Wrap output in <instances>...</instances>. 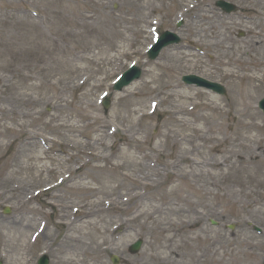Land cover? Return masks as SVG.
<instances>
[{
    "label": "rangeland",
    "instance_id": "1",
    "mask_svg": "<svg viewBox=\"0 0 264 264\" xmlns=\"http://www.w3.org/2000/svg\"><path fill=\"white\" fill-rule=\"evenodd\" d=\"M231 1L238 5L237 14L219 12L214 0H0V264H14L10 247L4 248L8 256L3 255L1 237L13 236L18 220L36 216L45 223L47 242L55 245L66 234V227L58 224L55 195L76 207L95 204L124 173L130 174L128 186L135 184L133 179L141 180L140 165L159 180L140 189L152 197L144 201L145 207L151 211L168 204L154 216L156 221L140 219L149 235L136 229L126 238L123 249L137 256L135 264H263L264 132L234 135L226 126L224 132L211 131L203 121L192 120L199 113L212 116L217 124L216 111L206 105L210 96L226 105L234 95L240 102L221 121L232 114L239 118L247 105L258 112L256 122L264 119L257 107L264 81L256 82L261 89L253 97L243 98L246 80L240 77L247 66L264 63V0ZM186 4L195 7L181 15ZM133 8L143 14L137 16ZM196 16L201 18L198 24ZM151 20L159 21L156 29L146 24ZM190 28L206 35L215 32L226 41L199 49L191 46ZM165 29L176 32L180 42L148 60L145 49L157 31ZM133 61L142 69L140 78L113 91L112 80ZM226 61L235 63L230 66L235 74H226L221 65ZM146 69L162 73V79L149 81ZM187 73L222 84L226 94L184 84L181 76ZM168 82L180 84L181 92L198 94L191 101L178 99L170 94ZM106 90L108 109L100 104ZM150 100L159 102L152 114ZM193 105L190 114L175 115L184 118L185 125L168 115L172 107ZM192 126L201 130L194 150ZM225 134L231 138L223 142ZM124 152L132 155L133 163L115 167L122 164ZM209 160L220 164L208 165ZM62 177L57 187L43 191ZM79 182L90 189H79ZM21 188L29 196L18 194ZM127 206L111 204L100 217L105 222L124 219L121 212ZM67 213L73 216L70 209ZM193 217L195 226L181 227ZM169 224L170 231L158 229ZM43 234L27 248V264H37L41 253L48 256V264L59 259L58 253L39 244ZM136 239L142 246L131 253L128 246ZM148 244L155 249H147ZM114 253L121 264V256ZM106 254L112 264L113 253L109 249Z\"/></svg>",
    "mask_w": 264,
    "mask_h": 264
},
{
    "label": "bare ground",
    "instance_id": "2",
    "mask_svg": "<svg viewBox=\"0 0 264 264\" xmlns=\"http://www.w3.org/2000/svg\"><path fill=\"white\" fill-rule=\"evenodd\" d=\"M160 7L161 6H158L157 8L160 9ZM184 7L185 10H190L194 8L195 5L186 4L184 5ZM154 10L155 8H152L150 10L151 15L155 12ZM134 11L135 9L133 8V12ZM135 12L138 13L136 14L137 16L143 14V10L141 8L136 9ZM201 16L202 19H206L205 14H202ZM195 18L197 19L196 24H198L197 22L201 18L199 16H196ZM151 22L152 21H147L146 24H151ZM189 36L191 46H197L198 48L205 49L212 47V45L223 44L226 41V39L224 38L219 39L215 32H211L209 35H206L203 30H199L196 28H190ZM99 53H102L101 48L99 50ZM237 60L239 61V59ZM234 64L235 63H233L232 61L221 63V65L225 66L226 74L230 75L235 74V72H233L230 67ZM261 66L264 67V63H262V61L254 63L252 68L247 66L245 70L240 74V77L246 80V83H244V86L241 90V96L243 98H251L255 95L256 92L261 89L260 83H256L257 81H264V71L257 70L258 68H261ZM252 69H255V71H253ZM145 75L149 77V81H159L163 76L162 73H154L152 69H146ZM149 81H145L143 83L144 86H147ZM166 87L171 92L170 94L173 97L176 96L178 99L187 101H191L197 96L195 94H198H191L189 91H179L178 87H180V84L177 83L173 84L172 82H168L166 84ZM161 101L162 100H160V102ZM237 102L240 101L236 95H234L232 99H230L228 103H226V105H223L221 101L215 99L214 96H210L209 103H207L206 105L211 110L216 111L217 119L220 121L217 122V124H214V122H212V116L202 115L199 113L193 114L192 120L194 122L203 121L207 124V126H209V130L211 131L213 128H215L217 129L215 131L224 132L223 127L225 128L226 126L227 130L233 132L234 135H237L239 131H243V133H245L252 129L264 132V119H261L260 123L256 122V119H259L260 116L251 105L245 106V109L241 112L239 118L232 114L231 116L226 117L227 120H225V122L221 121L223 116L228 115L231 112L230 108H233L238 104ZM195 107L196 105L191 108H185L184 106H181L175 109L174 107H172L173 110H170L168 112V115L172 120H176L182 125H185V119L182 117H177L175 115L190 114V111H192ZM189 128H191L192 132L194 133V136L190 137L192 149H198V144L196 142L201 138L199 133L201 132V130L199 127L195 126ZM0 135H2L1 132ZM32 136L38 137L36 133H32ZM230 138L231 137L229 135L225 134V136H222V141L226 142L228 141V139L230 140ZM214 141L217 140L214 139ZM260 144L261 142H258V147L260 146ZM101 145H103V143H101ZM217 145H215V147ZM96 158L105 160V157L99 155H96ZM121 158L124 159L122 164H116L115 167H120L124 164L128 166L129 164L133 163L130 160L132 158V155L127 152H124ZM184 158L185 157H183V159ZM206 164L218 166L220 162L209 160L206 162ZM137 173L142 174L141 180L133 179V182L135 184L128 186L126 185V180H128L127 178H130V174L124 173L121 177L122 180L115 181V185L110 187L106 194H104V198L99 199L95 204L82 203L79 207H72L71 204H66L55 195L54 199L58 201V203L56 204V207L58 208V223L66 227V234L55 245H53L52 241L47 242V235L44 232V229L41 232H37L39 223L37 222L36 216H30L28 217V219H25V221L24 219H20L17 221L13 236H11L10 238H5V235H3V237H1V244L3 246V249L5 247H10L9 251L15 255L14 264H18V261L20 260L21 262L19 264H27V262L24 261L23 257L30 245V237L32 235H35L34 241H36L41 236V234L44 233L43 236L45 237H41L39 239V244L49 248L51 252L58 253L60 255L59 259L54 261V264H109L106 260V253L109 251V249L111 253H119V255L121 256V264H135L137 256L130 255L123 249L126 238L130 236V233L136 232V229H139L137 230V232H139L143 236H145L146 234L149 235L146 226L144 225V223L141 224L140 219L145 218L146 220L156 221L157 219H155L154 216L163 211V204H168V202H165L149 211V208L145 207L146 205L144 204V201H147L152 197L148 196L146 192L141 193L140 189H145L152 183H158L159 180L157 178L154 179V176L157 175L149 173L148 168L142 167L141 165L140 168H138ZM74 179L75 178H72L71 180ZM76 186L79 187V189H90V186L81 182L76 183ZM137 189L139 190L137 191ZM18 194H23L24 197L29 196L28 190L26 188H21V190L18 191ZM111 204L116 206H120L123 204L128 205L127 207H124L121 212V215L125 216L124 219H121L119 217L117 219L113 218V221L105 222V220L100 217L101 213H103L105 210H108ZM68 209L75 210L74 213L79 214V216L69 218V214L67 213ZM184 212V209L180 210V214H183ZM190 212H192V210H190ZM171 224L174 223L172 222ZM171 224H169L167 228L159 225L158 229L161 232L170 231L172 228ZM196 224L197 219L196 217H193L192 220L186 221L185 225L181 227L192 228ZM100 227H102V230L98 229ZM107 235H109V239L106 238ZM21 238L24 239L21 241ZM169 238L171 237H167L168 241L171 240ZM147 249L154 250L155 248H152V245L148 244ZM142 252L144 254L147 251H144L143 249ZM7 254L8 251H5V256H7Z\"/></svg>",
    "mask_w": 264,
    "mask_h": 264
},
{
    "label": "water",
    "instance_id": "3",
    "mask_svg": "<svg viewBox=\"0 0 264 264\" xmlns=\"http://www.w3.org/2000/svg\"><path fill=\"white\" fill-rule=\"evenodd\" d=\"M219 4V6L226 8L227 11H230L233 9L232 6L224 3L223 1H218L217 2ZM178 38L174 35V34H170L168 32L164 33L159 42L156 44V46L149 52V57L150 58H154L157 54L159 49L164 46L165 44L168 43H172V42H177ZM126 74V73H125ZM125 74L123 75L122 79L115 85L116 88L120 89L124 84H126L129 80V78L125 77ZM138 73L136 74H132L130 75V79L133 77H137ZM183 80L185 82H194L200 86H205L208 88H211L212 90L219 92V93H224V89L221 85L217 84V83H213V82H209L203 78L200 77H196V76H184ZM105 107L108 106V102H105L104 104ZM260 107L263 108L264 110V99L260 102ZM140 245V242H137L136 244H134L131 248L132 251H136L138 249ZM47 263V259L44 258L42 260V262H40V264H46Z\"/></svg>",
    "mask_w": 264,
    "mask_h": 264
}]
</instances>
